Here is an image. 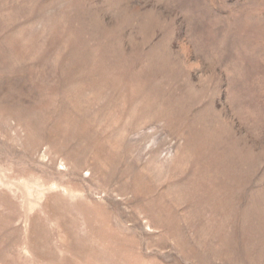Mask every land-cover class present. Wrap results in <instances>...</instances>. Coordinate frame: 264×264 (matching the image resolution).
<instances>
[{
    "label": "rangeland",
    "instance_id": "1",
    "mask_svg": "<svg viewBox=\"0 0 264 264\" xmlns=\"http://www.w3.org/2000/svg\"><path fill=\"white\" fill-rule=\"evenodd\" d=\"M121 57L207 110L231 214L180 192L174 126L99 113ZM0 264H264V0H0Z\"/></svg>",
    "mask_w": 264,
    "mask_h": 264
},
{
    "label": "bare ground",
    "instance_id": "2",
    "mask_svg": "<svg viewBox=\"0 0 264 264\" xmlns=\"http://www.w3.org/2000/svg\"><path fill=\"white\" fill-rule=\"evenodd\" d=\"M128 62L131 61L121 57L118 63L113 65L114 69L100 68L89 74L87 86L104 99V104L99 106V113H107L106 122L116 129L121 128L119 131L123 132L122 137L142 123L164 121L168 126H174L178 130L177 134L187 140V144L182 148L186 157L181 168L183 172L190 171L184 186L179 188L180 192L184 193L188 200H196L199 207H207L218 211L217 213L221 211L228 216L232 213L229 198L232 191L229 159L220 160L210 148L208 135L211 134V125L208 124L204 113L207 110L194 114L199 101L193 100L194 92L191 90L185 93L179 89H166L165 85L175 81L174 74L168 75L166 71L157 68L134 69L128 66ZM106 90L109 93H106ZM227 153L225 151V156ZM220 238L222 243L225 242L226 238Z\"/></svg>",
    "mask_w": 264,
    "mask_h": 264
}]
</instances>
